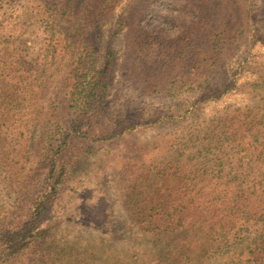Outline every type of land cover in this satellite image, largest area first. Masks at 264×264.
Instances as JSON below:
<instances>
[{
    "label": "rangeland",
    "instance_id": "obj_1",
    "mask_svg": "<svg viewBox=\"0 0 264 264\" xmlns=\"http://www.w3.org/2000/svg\"><path fill=\"white\" fill-rule=\"evenodd\" d=\"M14 47L26 66L0 72V216L16 223L50 184L57 198L10 264H246L258 217L220 211L224 230L196 213L223 192L264 204V0H0V56ZM181 215L189 260L167 235Z\"/></svg>",
    "mask_w": 264,
    "mask_h": 264
},
{
    "label": "trees",
    "instance_id": "obj_2",
    "mask_svg": "<svg viewBox=\"0 0 264 264\" xmlns=\"http://www.w3.org/2000/svg\"><path fill=\"white\" fill-rule=\"evenodd\" d=\"M23 61L26 62V56L23 55L19 51L18 47L6 49L4 53L0 56V72L1 73L5 72V70H8V69H14V70L22 69L26 66V65L24 66L25 62ZM252 112L253 111L249 113H252ZM242 116H246V115L240 114L238 116L231 117L230 120H232V122H236L235 124L238 125L239 122H241ZM246 118H248V121H249L246 124L247 125L250 124L249 126L251 127L247 129L248 130L247 132H251L249 137L253 138L255 136V133L258 132V130L256 129L258 122H256L254 118H249V116H246ZM252 129H253V132H252ZM125 130L126 128L123 131ZM243 132H244V125L238 128L234 127L232 129H229L225 133L226 134L230 133L228 136L229 138L235 136L237 139L238 138L241 139L239 135H241ZM241 142L242 144L246 143L244 140L239 141L237 145L238 154L242 150ZM253 144L254 143L247 142V145L249 147L253 146ZM221 157L222 156L217 154L216 158L222 159ZM53 161L55 160H53L52 158V162ZM216 186H220V184H216ZM228 186L230 185H227V187ZM55 187H56V183L50 184L48 188L46 189V192H44V194L41 197L39 196V197H36L32 201H28V203L25 205L23 209L24 215L21 218H19L16 223L13 221H9L7 217L2 218L0 216V264H10V262L16 255L24 256V252L28 248V243L26 242V239H30L29 244H35L38 240H40L41 236L43 237V233L45 232V228H46V224H45L46 222L45 220H43L44 219L43 216H45L50 211L51 205L54 204V201L57 198L55 194H53ZM262 187H264V185ZM39 192L40 191H36L34 195H36ZM239 192L240 190L235 192L234 195H227L226 192H223L224 194L223 197L225 199L222 200L220 206L212 207V206L206 205L204 209H199L198 212L196 213L198 217L196 222L202 223V222H206L208 219H215L217 223H220L219 227H222V229L225 230L224 223H221V220H219L220 211L222 214H226L228 212H231L233 209L234 211L237 210L236 208L242 211L243 214H248V216L251 215V218L258 217V220H255V221L260 222V223L262 222V225H260L259 226L260 229L255 232L257 238L254 239L252 237V241L253 240L259 241L260 243L254 246L255 247L254 249L253 247H250L251 252L249 254L250 256L246 264H264V204L262 206H254L253 208L251 207V210L245 209V212H244V210H242L240 206H237L239 202L237 201L236 203L234 202L237 199L231 200L228 198V197L232 198L233 196L235 198H241V195L236 196V195H239ZM244 193L245 192H243V194ZM261 194H263L264 196V190H260L259 192H257V197L261 198L262 196ZM208 213H215V214H213V218H211L210 214ZM183 215H181L179 218L173 217L171 220H172V225L174 226L172 227L170 232H168L169 229H166V232H168L167 235L172 238L171 245H173L174 251L175 249H180L181 251H183V254H184L186 251V246L181 247L179 244V241H182L183 239L181 238L180 240H177V237L179 236V234H183L186 230V227L189 226V224L185 222L186 219L184 220ZM175 221H177V223H175ZM158 222H160V219L158 220ZM149 223L151 225L152 220ZM253 223L254 222L249 221L248 218H247V221L245 222V224L249 226H253ZM158 229L160 231L159 232V236H160L162 235L163 229L159 224H158ZM225 237L226 236L223 235V238ZM250 244L252 245L251 242ZM181 251H178V253L180 254ZM221 256H225V253L222 252ZM232 256L237 261V258H235L236 252H233ZM244 256H245V251L240 253L236 264H241V261H243ZM174 257L176 261L179 259L176 257V253ZM184 259L189 260L191 258H189V254H186V255L184 254Z\"/></svg>",
    "mask_w": 264,
    "mask_h": 264
}]
</instances>
